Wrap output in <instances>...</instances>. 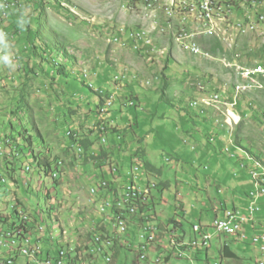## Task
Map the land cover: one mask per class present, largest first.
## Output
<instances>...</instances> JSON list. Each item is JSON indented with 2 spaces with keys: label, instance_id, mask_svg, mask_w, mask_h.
Returning <instances> with one entry per match:
<instances>
[{
  "label": "rangeland",
  "instance_id": "rangeland-1",
  "mask_svg": "<svg viewBox=\"0 0 264 264\" xmlns=\"http://www.w3.org/2000/svg\"><path fill=\"white\" fill-rule=\"evenodd\" d=\"M9 1L16 4L11 15L7 13L4 16L0 3V33L6 31L8 37L14 34V38L0 41V140L12 138L15 147L20 149L24 147L19 144L23 139L17 137L21 133L26 140L32 138V151L42 156L49 153L64 161L68 170L58 186L65 191L61 189L58 201L61 203L62 198L68 196L71 206L66 214L52 209V203L44 196L45 188H50L53 183L50 177H46L43 183L31 184L30 190L24 183V172H19L17 182H14L11 174H14L15 163L7 159L10 156H6L7 149H4V156L0 157V174L4 175L8 168L6 177L10 180L0 188V211L5 215L11 214L14 220L15 214H12L11 208L17 200L22 202V209L33 214L44 229L43 233H37L32 239L40 238L41 247L46 250L51 244L48 240L52 238L55 246L52 254L55 255L63 246L61 223L65 222L71 229L78 225L81 229L69 236L83 241L89 238L92 222L85 219L76 223L73 216L78 210L80 214L84 212L88 220L98 216L96 205L89 201L88 196L94 184L92 172H82L81 168L93 169L98 162L111 161L123 166L128 164L121 170L128 173L130 165L135 164L140 167L139 175L144 181H137L138 186L146 181L157 185L154 206L149 208H154L157 219L167 227L161 229L158 249L149 253L151 259L162 256L173 258L171 264H192L176 260L177 240L167 235L169 230L175 229L170 220L183 226L184 230L177 232V235L185 232L190 236L193 225L210 223L218 210L244 197L251 184L245 171L240 169V164L224 153L229 145L226 133L215 127L212 129L208 114H201L200 110L192 112V119H189L186 114H191V110L187 106L194 98L199 102L205 100L213 103L219 97L215 104L224 109V105L234 103L222 100L225 99L224 90L216 92L232 85L230 95H235V85L240 81L238 69L264 60V25L246 33L230 26L219 33L220 38L199 39L197 44L200 47H195L200 51L195 54L177 41L179 32L174 28L171 31V26H166L168 18L164 13L145 9L144 0L143 3L142 0L135 1L136 5L131 0L129 4L134 3L135 6H129L128 1L123 0H41L39 5L38 0ZM5 9H8V5H5ZM251 11L253 14L263 12L264 5ZM169 22L178 30L184 26L190 36H196L202 30L189 28L188 22L180 26L178 17L169 19ZM36 23H39L41 40L45 44L42 45L43 49L48 48L50 41L58 42L62 49L75 57L74 65L65 61L70 78L53 81L37 66L34 68L35 74H25L28 59L24 58L22 52L26 44V29L35 30ZM134 30H141L150 37L151 48L142 44V51L139 52L134 46L135 49H132L131 44H123L127 40L125 34ZM116 37L118 40L114 41ZM162 50L167 52L160 54ZM4 54L6 57L3 58ZM43 64L46 66V63ZM232 65H239L235 67V72L230 67ZM86 74L87 78L84 76ZM116 76L118 81L114 79ZM211 93L215 94L211 96ZM252 93L243 94L239 99L242 103L249 96V106H244L243 120L239 112L240 102L232 112L240 116L242 123L234 130L233 136L232 130L229 131L234 144L230 153L234 158L249 154L256 160L248 158L253 163L258 162L264 172V91ZM21 98L29 104L28 113L19 110ZM109 100L114 102L113 107L104 113ZM206 108L214 109L227 128H234L241 122L230 125L217 107ZM195 113L205 117L206 123H202V127L198 125L201 120ZM106 121L109 125L103 136L107 140L104 144L101 128L107 127ZM72 129L79 138L91 143V157H78L75 152L68 154L67 151L66 160L63 159V151L68 144L67 133ZM213 137L215 142L211 143L209 139ZM195 144L198 145L197 149ZM79 152L83 153V149ZM25 157L19 159L20 166L32 164V158ZM145 162H150L160 173L146 171ZM92 171L95 174L96 170ZM54 174L59 176L56 171ZM99 185L94 187L98 194L106 192ZM52 195L57 197V188L52 190ZM97 195H93L94 198ZM104 205H108V211H112L110 199L103 200L100 205V214L110 220ZM75 208L77 210H72ZM262 221L258 232L264 234V219ZM245 228L248 234V228ZM112 230L110 234L113 236ZM98 236L100 234L94 235L87 244L86 253H90V245L96 244ZM239 236L244 238L243 242L236 237H219L215 234L210 249L202 250L209 252V264H256L258 259L263 258L253 242L256 238L253 236L257 235ZM131 244L126 245L130 247ZM225 244L236 258L226 259L222 256L221 260L220 249ZM100 246L93 248L91 258L109 255V249L100 252ZM194 253L198 251L189 249V257H195ZM261 253L264 254V251ZM2 254L8 256V252L1 250L0 246V256ZM122 255L123 263L114 258L110 264H132V253L124 250ZM194 264H205V258Z\"/></svg>",
  "mask_w": 264,
  "mask_h": 264
},
{
  "label": "clouds",
  "instance_id": "clouds-1",
  "mask_svg": "<svg viewBox=\"0 0 264 264\" xmlns=\"http://www.w3.org/2000/svg\"><path fill=\"white\" fill-rule=\"evenodd\" d=\"M0 3L2 4V11L4 12V16L7 15V13H9V11L6 12L7 9H5V5H9V8L11 9V7L13 8L16 4H14L13 2H10L9 0H0ZM129 4V3H127ZM129 6H135L134 3L133 5L129 4ZM169 21V20H168ZM167 25V24H166ZM135 32V31H134ZM133 32H130V33H126L125 36L127 37V40L123 43L124 45L126 44H131L132 45V49L133 48V39L131 38V34ZM9 33H7L6 31L5 32H2L0 33V41L2 39H8V38H13L12 34L8 35ZM118 38L116 37L114 39V41H117ZM122 41V40H121ZM136 51H142V48L139 49V50H136ZM166 51L162 50L160 51V54H164ZM6 57L5 54L3 55V58ZM12 61V60H11ZM264 61V60H263ZM258 62H261V61H258ZM257 63V62H256ZM254 65V64H252ZM252 65H245V66H252ZM236 66H239V65H232L230 66L231 68H234L232 70H234L235 72V67ZM244 67V66H242ZM86 78L88 77V75H84ZM116 81H118V76H116L114 78ZM150 83V82H149ZM232 86V85H231ZM231 86H228V87H223L220 91H217L216 93H220L222 92L225 88L228 90V92L230 91L231 89ZM92 87V86H91ZM205 88V87H204ZM215 94V93H211V96ZM252 96V95H250ZM207 97V96H205ZM249 97V96H248ZM248 97L245 98V100L242 101V103L240 104V107H239V112L242 116V120H243V115H244V110H245V107L244 106H249V103L247 102L248 100ZM112 100H109L108 102H110ZM198 101L199 102V99L197 98H194L192 99L189 103H188V106H187V109L188 110H194V111H197V110H200L201 114H210V113H213L214 117H213V121H214V125L217 129L221 130V131H224L226 133V135L228 136V146H226V148L224 149V153L228 156H230L231 158L233 159H236L232 156L231 153H227L226 152V149L229 148L230 149V152L232 151V148H234V144L231 140L232 136H233V132L234 130L239 127L242 123V121L240 122L239 125L235 126L234 128H227L226 126L224 128L221 127L220 124H218V120L223 123V118H221V116H219L217 114V112L214 110V109H211V108H204L202 106H198V107H192V104L193 102H196ZM108 102L105 104V108L103 109V112L105 113L106 111L108 112L109 108L113 107V101H112V105L111 106H108ZM130 105L133 106V103H131ZM246 109H249V107H247ZM107 122V121H106ZM108 125L109 123L107 122V127L104 126L101 128V131H102V142L104 144L107 143V140L106 138H104L103 136L107 133V129H108ZM230 129L232 130V136L230 137L229 136V131ZM72 133V137L68 135V133ZM67 133V138H68V144H67V147L69 148V151H73V153L75 152V154L80 157V156H84L86 157V152H85V149L80 146V140L81 138H79V135L76 134V131L75 130H70L68 131ZM76 134L77 138L75 139L74 138V135ZM211 143H214L215 142V138H210L209 139ZM2 142V152L3 154L0 155L1 158H3L2 156H4V149H7L6 151V156H10L8 157L7 159L13 161L14 160V169L15 168H19L17 170V172H14L13 170V173L14 174H11V178L14 182H17V179H16V175L19 173V172H24L26 175L23 177V180H24V183L25 185L27 186V190H30L31 189V184H39V183H43L45 181V178H51L52 180V184L50 186V188L46 187L45 188V198L50 201L53 205L52 209H57V210H61L63 213H67L69 210V200L67 199L68 196H66L65 198H62L61 200V203L59 200V193H61V189L64 190V188L62 186H58V183H61L63 181V178H64V174H65V164H64V161L62 160H59L58 158L56 159L55 156H52L53 159H56V161L54 163H52L50 161V159L47 157V156H42L40 154H38L36 151H35V156L36 157H39L40 160H38L37 163H44L45 159H49L48 161L51 162V165L50 167L48 168H43L42 169H39L37 168V165L35 166H32V165H22V166H18L17 161L13 158V155H12V151H14L15 149H17V146L15 147V142H13V145H12V142H11V139L10 138H7L5 140H0ZM19 144L23 145V141L19 142ZM231 144V146H230ZM7 145H9V147H6ZM78 147H81L84 152L82 154H79L77 149ZM22 148L16 150V152L18 153L17 157L20 159L21 157H25V156H22L21 155V150ZM245 157L243 159H238L239 160V164H240V169L244 170L245 173L247 174V177L250 178V174H249V167H250V162L248 161V157H251L253 158L252 156H250L249 154L245 153L244 155ZM6 158V157H5ZM12 158V159H11ZM27 158V157H25ZM64 159V158H63ZM254 159V158H253ZM237 160V159H236ZM256 160V159H254ZM259 161V160H257ZM260 162V161H259ZM245 163L247 165V168H242V164ZM262 163V162H261ZM13 165V163H12ZM263 165V164H262ZM264 166V165H263ZM27 167H31V173H26V168ZM110 167H112V169H110ZM127 166H122V165H119V163H115V162H111V161H107L105 166H104V169H102V173L104 174L100 179L98 180H94V184L92 185V187L89 189L88 193H89V201H91L93 204L96 205V213H97V217L94 216V219H91V220H88L89 217L87 215L84 214V219L82 220V214H80V211L78 210L77 214H79V218H76L77 217V214L75 216H73V218L75 219V222L78 223L79 220H82L84 221L86 219L87 222H92V227L90 229V231L88 232V235H89V238L88 239H85L83 241H81L80 239L79 240H76V239H72L70 238L69 234L73 233L74 231H79L81 228H79L78 225H74V227L71 229L70 226L68 227V225L63 222L60 224V228H61V238H62V244L63 246L60 247V249H58V252L62 249L64 250H75L76 252H78V256H76V260H80L82 261V263H90V264H110L112 260H114L115 258V246L117 245V247L119 249H121L122 247H125V251L126 252H129V253H132L134 258L133 260L131 261V263H136V264H144L142 263L141 261H139V258H138V254H137V250L135 248H133L132 246L128 247L126 244L128 243V241H132L133 242L135 241L136 239V232L132 231L130 232V234H127V235H123V236H118L114 242H115V245L113 247V249L110 251V252H107L109 253L108 256H97L95 258L90 259L85 251L87 249L86 245L89 244V242L91 241V239L94 237V235L96 234H100V235H104V234H109L111 231H112V224L109 220H106L105 217H103L101 214H100V205L102 203L103 200H107V199H110V200H113L115 201L117 199V196L118 194L121 192V190L123 189V186L126 185L127 183H130L132 182V179L134 177V183L136 184V186L138 188H144V187H147V186H153L154 183H149V182H145L144 185L142 186H138V183L137 181H142V177L139 175L141 173V170H140V167L138 165H135V164H131L130 165V171L128 173H123L121 170L126 168ZM59 168L60 171H59V176L58 178L54 179L53 176L51 175V171H54L55 169ZM8 170V168H6ZM135 169H138L137 172L134 173L133 175V172ZM6 171V173H4V175L0 174V188H2L3 186H6L8 184V181L10 179H8V177H6V174L8 173ZM47 170V173L45 172ZM109 174V177L106 176L105 174ZM35 175H37V178H35ZM30 177V178H29ZM36 179V180H35ZM3 180H5V182H3ZM123 180V181H122ZM61 181V182H60ZM101 182H106L109 186V188L106 190V192H101L99 193L95 198L94 196L91 194V189L98 186V184H100ZM144 182V181H142ZM250 183H251V179H250ZM251 186H252V183H251ZM57 188V197H54L52 195V190H56ZM153 189V187H152ZM251 189V187H250ZM250 189H247L246 191V195L244 197H246V203H244L243 205H238V204H228V206L222 210H218L215 215L218 213V212H221V211H224L226 209H240L242 211H245V209L248 207V203H249V200H248V192L250 191ZM65 191V190H64ZM34 193V192H32ZM37 196H39V193L37 192L36 193ZM94 199H96L95 201H93ZM151 200H152V195H151ZM260 205L262 207V212L258 215V218L256 217V221L253 223V224H250L249 227H248V235L252 236V235H264L263 233H259L258 230H260L261 228V225L262 223H260V220L264 217V199L261 200L260 202ZM149 206H153V203L150 202ZM23 207V203L20 202L19 200H17V203L11 208V210L13 211L12 214H15V219L14 220H20L23 216H26L28 218V220L30 221V228L33 232V235H36L37 233H43V232H39L38 231V227H42L40 222L35 218V216L33 214H30L28 213L27 211H24L22 209ZM15 208V210H14ZM74 210V209H72ZM150 210V208H149ZM148 210V211H149ZM82 211H85V210H82ZM145 213L146 215L148 214V217L147 218H141V215L140 214H137L135 215L132 220H134L136 222V224H138L137 226H139L141 223L143 222H150V223H153L155 224L157 227H159L160 229L162 230H165L167 227L164 226L163 222L160 220V219H157L156 217V212L154 211V208L150 210V212H143ZM0 214L2 216H4L5 214L2 213L0 211ZM215 215H213V219L215 217ZM6 219H12V216L11 214H6ZM213 220H211L210 223H204L203 225H210L212 223ZM176 222V221H175ZM174 224V223H173ZM178 225H175V229L178 231V232H182L183 231V226H181L179 223H177ZM196 225V224H195ZM194 226V225H193ZM43 228V227H42ZM44 231V229H43ZM184 235V236H183ZM180 237L182 238H188V237H192V233L190 236H188L185 232L180 235ZM221 237V235L219 236ZM35 242H40L41 243V239L40 238H37L36 240H34ZM48 242H50L51 244L49 245L48 248H50V250L46 249V250H43L45 256L47 257H55L58 252L53 255L52 254V251L55 250V246H54V242H53V239L50 238V240H48ZM248 242V241H247ZM134 245V243H133ZM226 245V244H225ZM224 245V246H225ZM54 246V247H53ZM135 246V245H134ZM222 246V248L224 247ZM228 246V245H227ZM221 248V249H222ZM230 248V247H229ZM259 248V247H258ZM220 249V250H221ZM122 250V251H124ZM260 254L263 255V258L261 259H258L256 261V264L258 263L259 260H264V254L259 252ZM81 254H82V257H81ZM123 253H120L119 255V260L120 262L121 261V258H122V255ZM195 254V253H194ZM198 254H195V257H196V261H198ZM222 256L223 254H221V260H222ZM107 257H110L111 261L110 262H107ZM209 257H210V254L208 251L204 252V253H201L200 252V255H199V260H202L203 258H205V264H209ZM116 259V258H115ZM217 264V263H216ZM219 264H222L221 262Z\"/></svg>",
  "mask_w": 264,
  "mask_h": 264
},
{
  "label": "built area",
  "instance_id": "built-area-1",
  "mask_svg": "<svg viewBox=\"0 0 264 264\" xmlns=\"http://www.w3.org/2000/svg\"><path fill=\"white\" fill-rule=\"evenodd\" d=\"M192 3H198V10H193V11H185V10L165 11L162 9H147V10L149 11L156 10V12L161 11L168 18V20H169V16H180V22H188L189 28L200 29V26H209V28H211V35H203L200 33V36H189V30L181 31V39L177 40L181 44V46H182V40H189V46L200 47L197 44V40L199 39L207 38V37L220 38V36L217 35V28H222V27H216L217 19H228L230 16H241L242 14L243 17L251 16V23H253V31H256L258 27L264 25V11L253 15H243V8L245 6H249L254 9L255 7L257 8L259 5H264V0H260V3H247V0H192ZM172 28H174L175 31H179L178 28H176V26H172ZM234 29H238V28H234ZM131 38L133 39L134 47L141 49V45L142 44L145 45L144 41L140 40L139 34L132 33ZM147 46L151 48L150 45ZM184 48L186 49L188 47H184ZM263 62L264 61H261L260 63ZM244 71H246V73L249 76H252V70L249 69V66H244ZM224 91H225V99L222 100H231L237 105L238 95H230V91L228 92L226 88L224 89ZM111 105L112 104H109L108 102V106ZM192 106L198 107L202 105L200 103H193ZM238 106L240 107V105ZM217 122L218 124L223 125V128L225 127L224 123H221L219 120ZM226 152L230 153V150H226ZM248 161L251 164L249 167V174L252 183L251 189L248 192V200H249L248 207L245 209V211H242L240 209H226L224 211L218 212L215 215L210 225L196 224L192 226V234H193L192 237L182 238L180 237V235H177L178 231L176 229L172 231L169 230V233H167V235L170 237V239L177 240V250H176L177 260H185L186 262L194 264V262L196 261L195 260L196 257H189V249H196L198 250V253H200L201 249L208 248V245H200V247H193V240H198V238L202 235H211V237H214L215 234L222 235L225 237L238 236L237 227H233V220H235V218H244L245 227L247 228L249 227L250 224H253L256 221V217L262 212V207L260 205V202L262 199H264V185H262V178H264V175L262 177H252L251 169H254L253 162L249 158ZM242 168L244 169L247 168V165L243 163ZM55 170H58V168ZM3 182L5 181L3 180ZM145 191L151 192V189H145ZM133 195L136 196V194ZM145 204H148L149 206L150 203H145ZM104 206H106V212L108 214L111 215L118 214V210L108 211V205H104ZM137 214H139V212H137L136 210L135 215ZM135 215L130 216V224H122L119 225L118 227H112L114 228V235L110 236L111 238V248H109L110 251L113 249L115 245L114 240L118 236L125 235V230H136L137 233L136 237H147V233L145 230L142 229V227L134 226V220H132V218ZM218 216H226V223L218 224ZM16 221H26V229H14V223H6V216L5 215L2 216L0 214L1 250H4L5 252L8 253L17 254V261H11V262L0 261V264H42V260H51V264H76V261H70V251L72 250L62 249L58 252V254L55 257H48V256L46 257L42 250L41 243L35 242L32 239L34 235L30 228V221L28 220V218L23 216L20 220H16ZM214 225H222V232L214 233ZM38 231L43 232V228L38 227ZM253 237H256L255 246L259 247L260 252L264 251V235L259 234ZM152 240L155 239L148 238V246L140 247V253H138V258L139 261H141L144 264H159V262H152V259L149 254L151 252V248H156V247H152ZM239 241L243 242L244 238H241L239 236ZM131 242H133V240ZM131 242L128 241V243ZM95 247H97V245H90V253H86V255L90 259H91V252ZM23 252H30V259H23ZM84 264H90V263H84ZM257 264H264V262H258Z\"/></svg>",
  "mask_w": 264,
  "mask_h": 264
},
{
  "label": "bare ground",
  "instance_id": "bare-ground-1",
  "mask_svg": "<svg viewBox=\"0 0 264 264\" xmlns=\"http://www.w3.org/2000/svg\"><path fill=\"white\" fill-rule=\"evenodd\" d=\"M124 1H128V3L131 2V0H123V2ZM135 1H139V0H134V3H135ZM142 3H143V0H142ZM144 3H143V5L145 6V9H162L165 11H180V10L193 11V10H198V3H192V0H144ZM247 3H260V0H247ZM136 4L137 3H135V5ZM244 8H243V15H253V13L251 11V10H253L252 7H248L249 9H244ZM152 16H150V17H152ZM174 17H178V19L180 21V16H169V19L174 18ZM239 17L240 16H230L228 19H217L216 20V27H222V28H217V35H219V33L223 32L224 29L227 30L228 27H230V26H234V27L238 28L236 30L241 31L243 33H246L248 31H253V23H251V16H244V17L242 16L241 18H239ZM182 25H187V22H180V26H182ZM166 26H171V28H172L173 24L171 22H169V23L167 22ZM183 27H180V29L178 31L179 33L176 32V33H178L177 34L178 36H176L177 40L181 39V31H186V29ZM200 28L202 30H201V32L195 34L196 36H200V33L203 35H211V28H209V26H200ZM172 30L174 31L173 28L171 29V31ZM133 33L139 34L140 40L144 41L145 45H151V39H150V37L147 36V34L145 32L140 30V32H133ZM187 42H189V40H182V45L185 47H188L187 49L190 50L191 52L198 54L200 50L198 48H196L195 46H194L195 48H191V46H189ZM136 50H139V48H136ZM190 51H189V53H190ZM249 69L252 70V76H249L246 73V71H244V67H240L238 69L237 75H238V78L240 81H239V83H237L235 85V88H234L235 95H238L237 104H239L238 103V102H240L239 99L241 96H243V94L252 93V92H253L252 94H254V92L264 91V72H263L264 71V62L263 63H260V62L256 63L254 66H250ZM216 95H218V94H216ZM244 96H246V95H244ZM218 99H219V97H216V100H213V103L205 102V100H202V102L196 101L193 103H200L201 105L203 104V107L205 106V108L206 107H217L220 110L221 114L226 118L225 120L227 121V123H230V125L233 123L236 124V123L240 122L241 121L240 116L235 114V113H232L234 108H236L237 105L235 103L227 104V105H224V107H225V109H224L223 106H218L217 104H215V103H217ZM192 107H194V106H192ZM68 135L71 136L72 133L69 132ZM74 138L75 139L77 138L76 134L74 135ZM2 145L3 144L0 141V155L3 154ZM77 151L79 154H82L79 152V151H81V147H78ZM83 152H84V150H83ZM253 164L255 165V169H251V176L252 177H259L260 175H264L263 168L258 164V162H254ZM31 171H32L31 167L26 168V173H31ZM55 171L59 173L60 169L58 168V170L51 171V175L53 176L54 179L58 178V175L54 174ZM134 171L137 172L138 169H135ZM263 182H264V180L262 181V183ZM133 183H134V177L132 179V182L127 183L126 185L123 186V189L118 194L117 199L115 201L110 200L112 203V211L118 210V214H115V215L110 214L109 215V218H110L109 221L111 222L113 227H118L119 225H122V224H130V216L135 215L136 210L141 215V218H147L148 217V214L146 215L143 212H148V213L150 212L148 204H145V203H150L151 192L145 191V189H152L153 186L138 188ZM99 187L105 189V191L109 188V186L106 182H101ZM91 194L97 195L98 191L93 188L91 190ZM133 194H136V196ZM102 212H104V210H102ZM13 217H15V216L13 215ZM24 217H26V216H24ZM6 223H14V229H26V221H16L13 219H6ZM225 223H226V216H219L218 217V224H225ZM134 226L135 227H142V229L146 231L147 237L149 239H155V240H152V247L157 248V246L159 245V242H160L161 234H162V231L159 227H157L155 224L150 223L148 221L141 223L139 226H137L136 222L134 221ZM233 227H237V235L238 236H232V237L239 238L240 234H243L244 236L248 235L246 232V228H245V219L244 218H235V220H233ZM132 231L136 232V230H125V234H130V232H132ZM221 232H222V225H214V233H221ZM110 236H112V235L109 233V234H104L103 236L100 235L97 237L96 244L98 246L101 245L98 249L100 252H103L105 248H107V249L111 248ZM218 236H220V235H218ZM147 237H136L135 241L132 242L135 245L134 246L133 244H131L132 247L135 248L136 250H138V253H140V247H147L148 246V238ZM213 239H214V237H211V235H202L198 238V240L193 241V244H194L193 247H200V245H208V248H206V250L210 249L211 241ZM197 241H199L198 245H197ZM253 242L256 244V238L253 240ZM88 246L89 245H86L87 249H88ZM156 248H151V252L158 249V248L157 249ZM87 249H86V251H87ZM202 250L203 249H201L200 252L204 253ZM109 251H110V249H109ZM156 252L159 253V251H156ZM76 256H78V252H76L75 250L70 251V261H76V264H84V263L80 262V260H76ZM23 259H30V252H23ZM91 259L93 260V258H91ZM172 260H173V258H170V257L159 256V257L155 258L154 260H152V262H159V264H171ZM0 261H2V262L17 261V254L16 253H8V256H5L2 254L0 256ZM107 261H111L110 257L107 258ZM42 264H51V260H42Z\"/></svg>",
  "mask_w": 264,
  "mask_h": 264
},
{
  "label": "trees",
  "instance_id": "trees-1",
  "mask_svg": "<svg viewBox=\"0 0 264 264\" xmlns=\"http://www.w3.org/2000/svg\"><path fill=\"white\" fill-rule=\"evenodd\" d=\"M40 3H41V0H38V5ZM41 9H39V10H41ZM7 11H9V15H11V13H13V8L12 7H11V9L8 8L6 10V12ZM38 13H40V12H38ZM38 20L39 19L37 18V21ZM26 30H27V32H26V34H27L26 35V44H25V46L23 48L24 50L22 52L24 54L23 55L24 58L27 57V59H28L27 63L25 64V70H24L25 74L29 75V76L31 74H35L34 68H36V66H37L38 69L40 68L41 71L46 72L52 78L53 81H58V78L59 79L70 78L71 73L68 71V65L66 62H69L72 65H74L75 57L72 56L71 54H68L65 49H62L61 48L62 46L58 42L50 41V43L47 45L48 48L43 49L42 45H45V44L41 40V36H40L41 31L39 28V23L37 24V27H35V30H30V28L26 29ZM12 36L14 38V34H12ZM217 46L221 47L219 44ZM43 63H46V66ZM87 87L91 89L90 86H87ZM18 103H19V110L23 111L24 113H28L29 104H28L27 100L21 98ZM9 135H13V133L9 134ZM17 137L23 139L22 141H23L24 147L21 150L23 153V156H26L27 158H32L30 160H33L32 164H30V165L35 166V165L39 164V165H37V168L42 169V167L43 168L50 167L51 162L54 163L56 161L57 158L53 159L51 154L46 153V156L50 159L51 162L48 161L49 159L46 158L44 163H37L38 160H40V158L36 157L35 151L31 150V148L33 147L31 145V139L32 138L31 139L28 138L26 140L25 137L21 135V133ZM10 139H11V142L13 145L14 140L12 138H10ZM80 146H82L85 149V152H86L85 156L88 157L89 156L88 152L90 150L91 143L88 140H82L81 139L80 140ZM6 147H9V145H7ZM16 150H18V149H15L11 153L13 155V158L17 161L16 164H18V166H20L19 165L20 160L17 157L18 153L16 152ZM144 167L146 168V171H148V172L160 173V170H157L150 162H145ZM253 167L255 169L254 164H253ZM18 169L19 168H15L14 172H17ZM110 169H112V167H110ZM45 172L47 173V170ZM154 191H156L158 193L156 184H154L153 189H151V195H152L151 202L153 203V206H154L153 200L155 198ZM170 223H174V225H178L177 222H175L174 220H170ZM200 225H202V224L200 223ZM114 249L116 251L115 258H116V260H118L120 262L119 255H120V253H123L122 250H124L125 247H122L121 249H119L116 245ZM220 254H223V257H225L226 259L236 258V256L233 254V251L227 245H225L220 250ZM199 255H200V253L197 256L198 260H199ZM132 264H136V263L133 262Z\"/></svg>",
  "mask_w": 264,
  "mask_h": 264
},
{
  "label": "crops",
  "instance_id": "crops-1",
  "mask_svg": "<svg viewBox=\"0 0 264 264\" xmlns=\"http://www.w3.org/2000/svg\"><path fill=\"white\" fill-rule=\"evenodd\" d=\"M191 112V114L190 113H188V114H186V116H189V119L191 118L192 119V112H195L194 110H191L190 111ZM197 115V117H199L200 118V120H201V122L198 124V125H200L201 127L203 126V124L202 123H206V120H205V117L203 116V117H201L200 115H198V114H196L195 113V116ZM207 117L208 118H210V120H211V122H212V129H214V127H215V125L213 124L214 123V121H213V117H214V115H213V113H210V114H208L207 115ZM216 128V127H215ZM217 132H218V130H217ZM223 140H224V138H223ZM197 146L198 145H196L195 144V149H197ZM67 151H68V154L70 153V151H69V148L67 147V146H65V148H64V151H63V157H64V160H66V158H65V156L67 155ZM88 153H92V152H90V150H89V152ZM89 156H90V154H89ZM103 158H105V156H103ZM244 157H242V156H238L235 160L237 161V162H239V160L238 159H243ZM106 162L107 161H104V162H101V163H96V167H94L93 166V169L94 170H96L95 171V174H93V169H91V168H85L84 169V166L81 168V170H82V172H84V171H87V172H92V177H91V180H98V179H100L104 174L102 173V169H104V166H105V164H106ZM119 165H122L121 163H119ZM128 165V164H127ZM126 165V166H127ZM123 166V165H122ZM65 170H68L67 169V166H66V168H65ZM80 170V171H81ZM66 172V171H65ZM97 172V173H96ZM66 174V173H65ZM65 174H64V177H65ZM97 174V175H96ZM106 176H108L109 177V174H105ZM247 175V174H246ZM98 176V177H97ZM35 178H37V175H35ZM36 180V179H35ZM92 181V182H93ZM251 184V183H250ZM250 189V188H249ZM235 201V204H238V205H243L245 202H246V197H242V198H239V200H234ZM74 210H77V208H75ZM76 218H78V217H76ZM84 219V214L82 215V220ZM264 219V217L260 220V223H263V220ZM48 250H50V248H48Z\"/></svg>",
  "mask_w": 264,
  "mask_h": 264
}]
</instances>
